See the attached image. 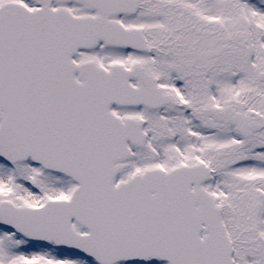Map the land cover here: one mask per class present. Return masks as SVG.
<instances>
[{
    "label": "snow or ice",
    "instance_id": "1",
    "mask_svg": "<svg viewBox=\"0 0 264 264\" xmlns=\"http://www.w3.org/2000/svg\"><path fill=\"white\" fill-rule=\"evenodd\" d=\"M0 264H264V0H0Z\"/></svg>",
    "mask_w": 264,
    "mask_h": 264
}]
</instances>
